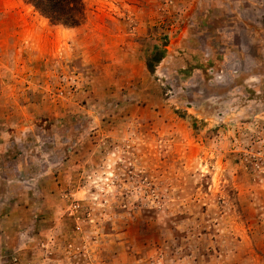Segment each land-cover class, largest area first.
I'll return each mask as SVG.
<instances>
[{"label":"rangeland","instance_id":"1","mask_svg":"<svg viewBox=\"0 0 264 264\" xmlns=\"http://www.w3.org/2000/svg\"><path fill=\"white\" fill-rule=\"evenodd\" d=\"M82 2L0 0V264H264V0Z\"/></svg>","mask_w":264,"mask_h":264},{"label":"trees","instance_id":"2","mask_svg":"<svg viewBox=\"0 0 264 264\" xmlns=\"http://www.w3.org/2000/svg\"><path fill=\"white\" fill-rule=\"evenodd\" d=\"M30 5L33 10L52 25L63 28H76L85 20V8L82 0H23ZM161 40L165 42V37ZM163 46V45H162ZM158 47V46H157ZM156 46L152 47V50ZM153 54L144 59V67L148 73L153 72V68L163 55V50H155Z\"/></svg>","mask_w":264,"mask_h":264}]
</instances>
